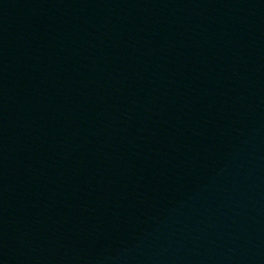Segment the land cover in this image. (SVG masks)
<instances>
[{"label":"water","instance_id":"water-1","mask_svg":"<svg viewBox=\"0 0 264 264\" xmlns=\"http://www.w3.org/2000/svg\"><path fill=\"white\" fill-rule=\"evenodd\" d=\"M0 264H264V0H0Z\"/></svg>","mask_w":264,"mask_h":264}]
</instances>
